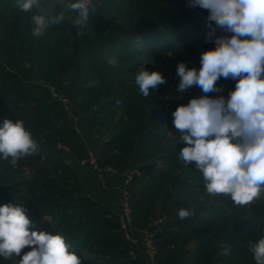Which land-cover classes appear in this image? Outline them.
<instances>
[{
	"label": "trees",
	"instance_id": "trees-1",
	"mask_svg": "<svg viewBox=\"0 0 264 264\" xmlns=\"http://www.w3.org/2000/svg\"><path fill=\"white\" fill-rule=\"evenodd\" d=\"M47 5L53 12H43ZM61 10L63 21L33 35V13ZM75 15L61 1L23 12L0 0V119L23 120L38 145L15 164L0 159V203L25 206L30 230L60 232L82 264H255L247 243L264 230V193L249 206L209 195L194 162L178 158L184 142L171 112L200 89L178 92L176 65L198 68L197 51L223 34L207 10L188 0H95L86 25H75ZM142 66L166 81L148 97L128 85ZM216 83L222 91L207 95L226 97L235 81ZM66 96L80 132L63 114ZM125 202L139 239L163 220L151 255L124 235ZM181 207L191 210L187 218L177 216Z\"/></svg>",
	"mask_w": 264,
	"mask_h": 264
},
{
	"label": "clouds",
	"instance_id": "clouds-1",
	"mask_svg": "<svg viewBox=\"0 0 264 264\" xmlns=\"http://www.w3.org/2000/svg\"><path fill=\"white\" fill-rule=\"evenodd\" d=\"M64 9L76 15L72 22L84 26L95 9V0H61ZM23 12L41 8V0H14ZM190 6L207 10L208 21L222 35L213 39L214 47L199 55V67L176 65V85L183 92L193 85L200 94L172 110V124L180 133L178 158L185 165L194 162L204 191L226 195L234 205L249 206L264 193V0H188ZM65 19V11L31 16L32 33L40 36L52 24ZM221 78H231L234 87L227 96L219 93ZM158 70L143 66L135 74V83L146 97L165 83ZM38 145L21 119H0V159L35 154ZM27 208L20 203H0V258H15L16 264H82L58 231L30 230ZM191 214L179 208L181 219ZM248 248L255 264H264V230L250 240ZM26 246L29 250L22 251ZM223 251L227 253L228 248ZM18 257V258H17Z\"/></svg>",
	"mask_w": 264,
	"mask_h": 264
},
{
	"label": "built area",
	"instance_id": "built-area-1",
	"mask_svg": "<svg viewBox=\"0 0 264 264\" xmlns=\"http://www.w3.org/2000/svg\"><path fill=\"white\" fill-rule=\"evenodd\" d=\"M127 208L128 211H124V209ZM120 222H121V228L124 230V235L127 238V240L131 243V246L134 247L139 242L144 244L145 250L147 252L153 253L154 243L153 239L155 237V234L157 231L161 229L160 224L163 221L162 218H156L150 222V228H145L142 230V238L139 239L136 236H133L130 234L129 229L131 227L132 223V216L129 212V208L127 206V203H124L123 211L119 214ZM129 232V233H128ZM141 240V241H140ZM131 254H133L132 251H130Z\"/></svg>",
	"mask_w": 264,
	"mask_h": 264
},
{
	"label": "rangeland",
	"instance_id": "rangeland-1",
	"mask_svg": "<svg viewBox=\"0 0 264 264\" xmlns=\"http://www.w3.org/2000/svg\"><path fill=\"white\" fill-rule=\"evenodd\" d=\"M50 2H53V1H61V0H49ZM43 12L44 13H51V12H53V10H52V8H51V5H47L45 8H44V10H43ZM200 52L201 51H197V54L198 55H200ZM111 62H113L114 64L117 62V60H114V59H112V61ZM43 83V82H42ZM134 84H135V77H133L129 82H128V85L130 86V87H133L134 86ZM40 88H43V87H46V88H49V90L52 92V96L53 97H60V96H57V94L55 93V91L53 90V86H51V85H46V86H39ZM54 91V92H53ZM63 100V108H64V115H66V114H68V116H70L71 117V114L74 116L73 117V122H74V127H76L77 128V131L78 132H80V127H79V118H78V116H75L74 114H73V112H72V107H71V102H70V100L68 99V96H66L65 98H63L62 99ZM71 112V113H70ZM62 114V115H63ZM111 118L112 117H110V120H111ZM58 123H59V121H57ZM56 125H57V123H55ZM106 133L107 132H102V136H103V138L104 139H107V137H104V134L106 135ZM96 135V134H95ZM97 136V135H96ZM92 151V150H91ZM90 151V154H92V152ZM90 163H93V158H91V161H90ZM124 211H128V209L127 208H125L124 209ZM150 255L152 254V252L151 253H149Z\"/></svg>",
	"mask_w": 264,
	"mask_h": 264
},
{
	"label": "crops",
	"instance_id": "crops-1",
	"mask_svg": "<svg viewBox=\"0 0 264 264\" xmlns=\"http://www.w3.org/2000/svg\"><path fill=\"white\" fill-rule=\"evenodd\" d=\"M90 150H92V149H90ZM91 152H93V150L91 151ZM90 155H92V154H90ZM92 158V157H91ZM91 158H90V161H91ZM94 161V160H93ZM104 186V185H103ZM106 200V202H109V201H107V199H105ZM109 204V203H108ZM144 229V228H143ZM142 229V230H143Z\"/></svg>",
	"mask_w": 264,
	"mask_h": 264
}]
</instances>
